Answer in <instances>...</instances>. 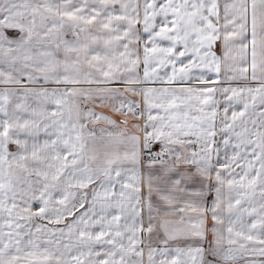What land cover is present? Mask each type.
Returning <instances> with one entry per match:
<instances>
[{"label":"snow or ice","instance_id":"obj_1","mask_svg":"<svg viewBox=\"0 0 264 264\" xmlns=\"http://www.w3.org/2000/svg\"><path fill=\"white\" fill-rule=\"evenodd\" d=\"M0 264H264V0H0Z\"/></svg>","mask_w":264,"mask_h":264}]
</instances>
